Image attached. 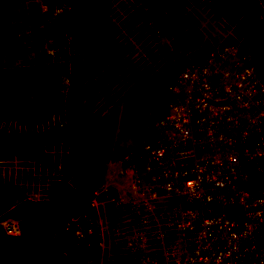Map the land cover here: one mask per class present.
<instances>
[{
	"label": "trees",
	"instance_id": "obj_1",
	"mask_svg": "<svg viewBox=\"0 0 264 264\" xmlns=\"http://www.w3.org/2000/svg\"><path fill=\"white\" fill-rule=\"evenodd\" d=\"M115 1L42 0L40 20L11 34L5 23L21 0H0V49L16 52L21 64L0 69V162L11 159L23 168L0 173V264H87L97 258L132 264L122 238L120 247L101 252L95 231L89 244L75 236L82 217L92 218L91 200L101 195L105 159L119 156L108 154L96 105L132 104L154 123L166 114L173 80L217 47L211 40L189 55L195 22L188 8L205 6L221 20L225 42L240 56L249 55L251 68L264 70V0H139L143 13L125 4L117 13ZM136 20L128 41L139 53L133 64H119L115 36ZM52 59L86 88L68 87L63 98ZM28 186L40 188L42 196L27 197ZM3 220H14L18 232L7 233ZM256 245H264V237Z\"/></svg>",
	"mask_w": 264,
	"mask_h": 264
},
{
	"label": "rangeland",
	"instance_id": "obj_2",
	"mask_svg": "<svg viewBox=\"0 0 264 264\" xmlns=\"http://www.w3.org/2000/svg\"><path fill=\"white\" fill-rule=\"evenodd\" d=\"M122 4L129 5L133 13L146 11V6L139 0H116L117 13L121 12ZM45 9L46 5L42 0H21V5L15 7L6 20L4 30H10L11 34L18 31L24 33L27 30L26 28L34 26L35 21L40 20L41 14ZM188 10L195 22V33L189 39V55L206 47L211 40L216 41L217 47L216 51L211 52L212 56L207 55L206 58L199 61L200 63L197 62L187 67L193 71V77L174 83L178 95L169 100V107L183 106L190 115L189 125L191 126L194 139L191 146H187L184 149L186 152H183V158L177 159L170 166L171 171L176 174L174 186L177 187L182 185L181 181L189 176L199 157H208L209 159L215 150L211 143L203 139V124L198 115V107L193 103H186L185 95L190 92L199 93L201 90L200 86L204 82H209L213 87L227 86L231 88V77L235 75L238 77L243 68L247 69V74L241 81H243L242 87H249V92L243 90L242 87L238 89L241 101L237 102L244 105V102L247 101L246 114L240 121L241 127H246L251 123L250 119H254L256 110L260 106L257 104L261 102V98L264 96L262 89V86L264 87V70L251 68L249 66L251 62L250 56H240L232 45L225 42L227 33L223 29L221 20L212 18L205 6L190 7ZM122 15L124 14H121L120 17ZM139 22L140 20L134 21L133 24H130L124 30L121 36H115L118 54L116 61L119 64L126 65L135 62L139 50L128 39L129 31ZM151 30L153 36L160 44H167L165 37L160 35L157 30ZM9 34L5 33L4 38ZM43 46L44 44L41 47L43 48ZM39 51L43 53L44 50L39 48ZM190 57L192 58L191 60H196L195 57ZM57 58V60L62 59V54L58 53ZM56 59H52V61H56L52 64L53 68L59 72L58 88L62 97L64 98L68 87L85 89L86 82L78 76L76 77L75 74H70V69H63L61 62H57ZM192 62L195 63V61ZM246 63H248V66H245ZM20 65L16 52L5 48L0 49V69H18ZM34 69V66L30 68L31 71ZM96 110L101 116L100 135L108 142V154L116 152L119 155L118 158L113 160L109 159V155L105 159L102 183L98 189L101 195L95 196L89 206L94 223L93 231L97 234L99 248L101 252L105 248H118L120 247V238H122L124 245L131 254L130 260L132 264H137L140 257L139 242L144 240L148 252L155 251L159 264H166L164 256L166 243L172 241L173 237L170 235L171 229L166 223L165 209H173L176 200L170 201L165 196H159L154 202V199L148 197V190L145 189L143 191V186L147 185L151 174L157 172V167H153L149 159L150 153L144 148L145 145L156 146L158 138L157 121L155 123L154 121L150 122L147 112L128 103H110L106 100H99ZM231 113V110H224V115L226 116ZM223 118L225 122L228 120L227 117ZM210 123V127H217L218 125L216 121ZM153 128L155 137L150 141ZM252 128L253 131H251L253 133L255 132V126H252ZM179 148V146L173 147L172 152L180 150ZM218 153L221 154L222 152L219 151ZM125 166H129V168H125ZM241 167L242 171L250 178L251 183H258L261 175H264V161L249 162ZM17 168L23 169L14 160L6 159L0 162V173H13ZM134 188L140 191L139 196H133L132 190ZM26 194L29 198H39L42 196V191L40 188L28 186ZM148 204H154V210H146ZM138 214L143 217V221L139 222ZM87 264L105 263L103 259L97 258L94 262Z\"/></svg>",
	"mask_w": 264,
	"mask_h": 264
},
{
	"label": "built area",
	"instance_id": "obj_3",
	"mask_svg": "<svg viewBox=\"0 0 264 264\" xmlns=\"http://www.w3.org/2000/svg\"><path fill=\"white\" fill-rule=\"evenodd\" d=\"M210 54L208 56H212ZM246 74L247 69L243 68L238 77H231V88L213 87L204 82L199 93L185 95L186 103L198 107L203 139L215 150L209 159H197L189 176L181 181L182 185L174 186L176 174L170 166L183 158L184 149L194 141L190 115L183 106L171 108L168 101L166 114L157 120L156 146L144 147L150 153L149 159L152 166L157 167V172L151 174L143 191L148 190V197L154 202L159 196L176 200L173 209H165L166 223L173 237L166 243V264H264V245H256V240L264 237V175L258 183H251L241 167L249 162L264 161V131H261L264 96L261 102L257 101L260 106L254 119H250L253 124L241 127L247 101L244 105L237 102L241 101L238 89L243 86L241 79ZM192 77L193 71L188 68L182 70L170 85L171 98L178 95L174 83ZM242 89L249 92L247 86ZM262 89L264 92L263 86ZM225 109L232 113L224 115ZM223 117L228 120L225 122ZM213 121L218 123L217 127H210ZM252 126H255L253 133ZM176 146L180 150L172 152ZM132 193L133 196L140 195L135 188ZM154 208V204L146 206L148 211ZM138 220L144 219L138 214ZM1 223L7 233L18 232L14 220ZM93 230L92 218L84 215L75 236L89 244ZM139 247L137 264H159L157 253L148 252L144 240L139 242Z\"/></svg>",
	"mask_w": 264,
	"mask_h": 264
}]
</instances>
